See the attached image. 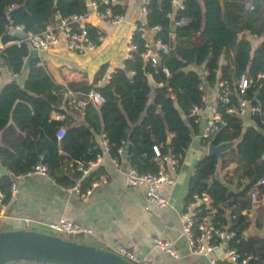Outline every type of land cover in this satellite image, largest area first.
Segmentation results:
<instances>
[{
  "label": "trees",
  "instance_id": "obj_1",
  "mask_svg": "<svg viewBox=\"0 0 264 264\" xmlns=\"http://www.w3.org/2000/svg\"><path fill=\"white\" fill-rule=\"evenodd\" d=\"M96 3V10L109 8L112 13H123L118 3ZM182 8L171 6L170 0H146L145 25L156 26L152 41L167 48L154 52L155 63L142 58L144 40L139 32L131 34L134 50L121 68L100 83L104 72L101 66L90 81L69 82L66 87L54 83L38 60L30 62L22 88L5 83L0 89V165L7 170L0 176L1 202H10L8 187L18 174L36 163L46 168L48 178L62 187H70L79 177L77 162L85 164L101 149L95 137L104 135L107 152L118 158L116 149L130 168L138 172L154 173L164 162L161 156L171 155L180 163L192 136L197 135L201 120L190 115L192 106L203 107L205 88L218 82L226 90L227 102H218L217 112L222 124L207 138L199 137V144L218 145L235 141L218 157L202 155L187 178L184 205L193 194L205 192L207 203L197 204L198 214L213 210L211 222L233 233L227 240L239 256L250 255L247 264H264V237L246 236L241 232L249 220L241 212L251 207L249 189L264 174V0H180ZM90 6L85 0H0V66L12 72L20 71L27 54V44L13 43L21 33L12 27L21 26L22 32L37 34L54 25L57 18L71 14H87ZM172 20V23H171ZM139 25L138 22H136ZM240 32H245L239 37ZM87 33L95 44L96 30L87 24ZM258 42L252 45L251 39ZM127 72L130 75H127ZM243 77L246 86L239 91ZM67 89L79 94L90 91L103 97L98 106L85 103L82 123L72 118L74 112ZM246 100L249 124L243 117L225 112L239 100ZM62 114L60 120L49 117V112ZM63 127L56 141V128ZM152 147L158 150L154 156ZM58 148L60 152H58ZM233 164L224 182L214 177L217 167ZM97 172L78 181L79 189L89 185ZM235 189L228 188L231 179ZM243 180V182H242ZM258 195L264 185H255ZM229 207V219L223 209ZM0 227V231H2ZM64 239V238H63ZM65 240L74 242V238ZM24 262L11 260L5 264ZM217 264H232L217 260Z\"/></svg>",
  "mask_w": 264,
  "mask_h": 264
},
{
  "label": "crops",
  "instance_id": "obj_2",
  "mask_svg": "<svg viewBox=\"0 0 264 264\" xmlns=\"http://www.w3.org/2000/svg\"><path fill=\"white\" fill-rule=\"evenodd\" d=\"M140 1L117 0L115 2L124 7L123 20L118 24H107L98 20L92 12L85 15V23L93 26L101 35V39L95 44L93 50L84 54H75L66 50L64 44L59 41L46 50L38 51L33 60H38L37 64L43 66L54 83L64 87L69 82L90 81L101 66H104V72L100 83L106 82L110 72L116 68L126 70L123 62L129 58L126 50L127 38L131 24L141 19L138 13ZM244 33L240 32L239 37ZM145 34L147 40L152 41L153 32L146 28ZM250 39L252 45L258 42L257 39ZM156 49L157 46H152L153 55H155ZM127 75L130 73L127 72ZM19 78L9 77L1 69L0 89L5 83L13 84ZM67 91L69 90L67 89ZM67 91L65 94L69 96L70 102L73 104L72 118L75 123L81 124L82 110L85 105L81 102L85 100V96L79 98L78 93L71 90L68 93ZM214 94L215 87L205 88L202 95L204 106L201 107L200 111L199 130L203 128V118L209 115V104ZM54 114L55 112L50 111L49 117L56 120ZM246 114L240 116L244 118L243 126L249 124L247 117H245ZM60 128L63 129L62 126L56 128L54 136L59 133ZM95 141L101 151L100 160L93 172L103 174L104 181L98 182L95 187L91 188L87 196L81 197L40 175L33 174L16 178L14 180L15 193L11 198L9 197V204L5 205V217L0 222V227L3 230L24 229L22 218H27L29 220L27 230L51 234L47 224L55 222L59 218H65L91 229L90 234H79L74 237V242H76L77 237L79 238V242H76L79 244L114 253L118 247H124L134 251L139 256L145 257L151 264H208L205 258L188 251L184 237L181 235L180 219V212L185 207L183 199L187 178L195 162L202 155L207 154L208 144L201 147L198 134L193 135L180 163L171 166L167 161H163L164 165L160 164L159 169L166 172L172 180L171 183L160 186V191L167 202L165 207L160 208L146 200L141 186H128L126 184L124 175L130 167L126 161L125 152L123 151L122 155L118 154V158L112 157L115 159V164H113L111 156L100 145V135L95 137ZM234 143L235 141L222 143L226 147L224 151L232 147ZM58 152H60L59 148ZM232 168V163L222 168L217 167L214 177L224 182L223 176H229ZM235 185L236 180L233 178L228 188L235 189ZM255 185L258 184L255 183L248 192L251 207L241 212L244 215L249 214V218H247L249 223L241 235L243 237L258 236L263 238L264 204L259 201L252 202L249 195L254 190L257 196H260ZM87 187L89 185L83 187L81 191ZM223 212L225 220L228 222L229 207H225ZM208 213L211 216L213 210L210 209ZM220 228L226 229L225 225ZM151 236L171 241L177 257L172 258L166 253L152 248L149 241ZM214 254L219 255V251ZM13 264L28 263L17 262Z\"/></svg>",
  "mask_w": 264,
  "mask_h": 264
},
{
  "label": "built area",
  "instance_id": "obj_3",
  "mask_svg": "<svg viewBox=\"0 0 264 264\" xmlns=\"http://www.w3.org/2000/svg\"><path fill=\"white\" fill-rule=\"evenodd\" d=\"M115 2H117V0H102V3L105 5L113 4ZM145 4L146 0L140 1L138 13L141 19L140 21H136L139 23V25H137L136 22L131 24L130 33L127 38L126 50L128 51V56L130 57V53L134 50V45L130 42L131 34L138 31L139 37L144 40L143 47L145 48L141 56L145 60L149 59L153 64L155 63L156 56L152 54V46H157L161 52H166L167 48L160 44L159 41H148L146 38L145 29L147 27L144 21L146 14ZM170 4L173 7L179 9L182 8L180 0H170ZM89 6L90 10L88 13L92 12L98 20H101L107 24H118L123 20L122 13H112L109 8H105L103 11L96 10V3L94 1L90 0ZM85 15L87 14H71L66 17L57 18L54 25L47 26L42 32L37 34H32L30 32L24 33L21 31V26L15 25L12 27V29L19 34L21 33V36L13 40V43L18 44L20 42H25L38 52L41 50H46L55 43L61 41L64 44L66 50L75 54H84L93 50L95 47L94 41L87 33V23L84 21ZM156 30V26L150 29L152 32ZM100 39L101 35L96 31V40L98 41ZM1 69L4 70V72L9 77H20V71L12 72L3 66H0V70ZM237 85L239 91L241 92L246 86L245 78L241 77ZM67 92L70 93V91ZM227 97L228 94L226 90L222 87V84L218 82L215 86L214 97L209 104V115L203 118V128L201 129L198 137L207 138L211 132L216 130L219 124H222L220 115L216 110L218 102H227ZM201 99H203V97H201ZM102 102L103 97L98 92L90 90L85 94V100L81 103L83 105L85 103H91L97 106ZM253 110H255V108L249 107L247 101L241 99L238 101L236 106L227 107L225 112L237 116H243L247 111L252 112ZM200 111L201 107L194 105L190 110V115L195 116L196 119H200ZM54 118L56 120H60L62 118V114L55 113ZM62 131L63 129L60 128L59 133L55 135L57 141L60 139ZM100 137V145L102 146L103 150L107 152V144L104 135L100 134ZM152 151L154 156L159 155L156 147H152ZM121 152V148L116 149L117 154H121ZM99 160L100 153H97L93 159L87 161L85 164L77 162L75 169L79 173V177L75 184L70 187H66L67 190L83 197L87 196L91 188L95 187L98 182L104 181V175L101 173H96L94 178L91 180L89 187H87L85 190L81 191L78 186V181L93 172V170L98 165ZM160 160L167 161L171 166L176 164V159L171 155L161 156ZM111 162L115 164V159L112 157ZM33 174L43 176L50 180L46 175L45 166L40 163H36L31 169L16 175L11 180L8 187L9 197L11 198L15 193L14 180L16 178L26 177ZM124 176L125 182L128 186H141L143 188L144 196L148 202L160 208H163L167 205L166 198L160 191V186L162 184H169L172 182L170 176L166 172L162 171L161 169L154 173L138 172L134 168H128ZM256 184L264 185V174L258 178ZM249 195L252 202L259 201L260 203L264 204V194L257 196L256 191L253 190ZM1 200L2 194L0 193V222L5 217V205L1 202ZM207 200L208 196L205 192L193 194L192 200L186 204L184 209L180 212L181 235L184 237L188 251L194 255L205 258L208 264H217V260L232 264H247V261L251 258L250 255L241 257L233 248H228L227 246V240L232 237L233 233L231 231H227L226 229L220 228L211 222V217L208 212L198 214L194 209L197 204L204 202L206 203ZM245 215L246 218H249V214ZM22 221L25 226L24 229H27L29 220L27 218H22ZM47 227L52 232L66 235V238H74L79 234L87 235L91 233V229L88 226L73 223L72 221L65 218H59L57 221L47 224ZM149 241L152 248L162 251L172 258L177 257L176 251L173 248V243L171 241L161 239L157 236H151ZM218 251L219 255H215L214 253ZM115 254L132 264H151L145 259V257L139 256L134 251L125 249L124 247H118Z\"/></svg>",
  "mask_w": 264,
  "mask_h": 264
},
{
  "label": "water",
  "instance_id": "obj_4",
  "mask_svg": "<svg viewBox=\"0 0 264 264\" xmlns=\"http://www.w3.org/2000/svg\"><path fill=\"white\" fill-rule=\"evenodd\" d=\"M89 5L90 0H85ZM37 56V50L27 45V54L20 68V78L13 82L23 87L30 61ZM201 130H199L198 135ZM199 138V137H198ZM223 144L208 143L207 154L219 156L225 150ZM7 170L0 165V176ZM21 259L48 264H132L114 252L103 251L91 246L70 242L57 236L27 229L0 231V264Z\"/></svg>",
  "mask_w": 264,
  "mask_h": 264
},
{
  "label": "rangeland",
  "instance_id": "obj_5",
  "mask_svg": "<svg viewBox=\"0 0 264 264\" xmlns=\"http://www.w3.org/2000/svg\"><path fill=\"white\" fill-rule=\"evenodd\" d=\"M52 235L54 236H57L59 238H66V235L62 234V233H57V232H52V231H49ZM78 238V237H77ZM76 238V242H79V238L77 239ZM75 240V239H74Z\"/></svg>",
  "mask_w": 264,
  "mask_h": 264
},
{
  "label": "bare ground",
  "instance_id": "obj_6",
  "mask_svg": "<svg viewBox=\"0 0 264 264\" xmlns=\"http://www.w3.org/2000/svg\"><path fill=\"white\" fill-rule=\"evenodd\" d=\"M62 239V238H61ZM65 240V239H64Z\"/></svg>",
  "mask_w": 264,
  "mask_h": 264
}]
</instances>
